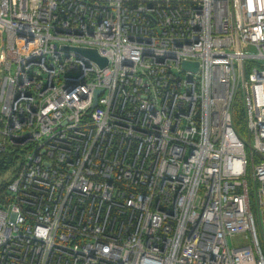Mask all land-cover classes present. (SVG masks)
<instances>
[{
	"label": "built area",
	"instance_id": "obj_1",
	"mask_svg": "<svg viewBox=\"0 0 264 264\" xmlns=\"http://www.w3.org/2000/svg\"><path fill=\"white\" fill-rule=\"evenodd\" d=\"M8 146L0 264H264V0H0Z\"/></svg>",
	"mask_w": 264,
	"mask_h": 264
},
{
	"label": "trees",
	"instance_id": "obj_2",
	"mask_svg": "<svg viewBox=\"0 0 264 264\" xmlns=\"http://www.w3.org/2000/svg\"><path fill=\"white\" fill-rule=\"evenodd\" d=\"M232 120L235 131H237L239 123L243 122L245 126V113L241 99H234L232 105ZM246 128V127H245ZM21 149L12 146L6 147L5 150H0V202L6 193L7 184L13 178L17 171V164L22 159ZM259 160L258 156L255 162ZM11 175V176H10Z\"/></svg>",
	"mask_w": 264,
	"mask_h": 264
},
{
	"label": "water",
	"instance_id": "obj_3",
	"mask_svg": "<svg viewBox=\"0 0 264 264\" xmlns=\"http://www.w3.org/2000/svg\"><path fill=\"white\" fill-rule=\"evenodd\" d=\"M67 49H74L75 51L97 61L100 65L106 64V59L98 54V52L95 49L92 48H82V47H66ZM183 68L193 69L197 70L198 68V62L196 61H183L182 63ZM98 91H96V94ZM96 104V98L94 99V104Z\"/></svg>",
	"mask_w": 264,
	"mask_h": 264
},
{
	"label": "rangeland",
	"instance_id": "obj_4",
	"mask_svg": "<svg viewBox=\"0 0 264 264\" xmlns=\"http://www.w3.org/2000/svg\"><path fill=\"white\" fill-rule=\"evenodd\" d=\"M240 95L236 93V99H239ZM237 135L240 137V139L246 144V149L247 151H249V137H248V133L247 130L243 124V122L239 123L238 129L236 131ZM21 157H22V153H21ZM21 163V160L18 162L17 164V170L19 168V165ZM251 167H252V163L250 162L248 165V180L251 181V176H250V172H251ZM11 176V175H10ZM253 209L255 211V207L253 206ZM257 224H258V219H257Z\"/></svg>",
	"mask_w": 264,
	"mask_h": 264
}]
</instances>
